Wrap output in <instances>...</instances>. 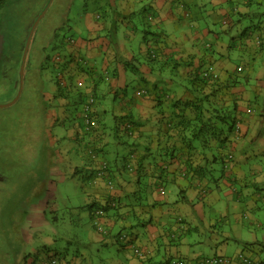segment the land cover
Listing matches in <instances>:
<instances>
[{"label":"crops","instance_id":"0c3cea01","mask_svg":"<svg viewBox=\"0 0 264 264\" xmlns=\"http://www.w3.org/2000/svg\"><path fill=\"white\" fill-rule=\"evenodd\" d=\"M70 1L72 3V0ZM259 1L93 0L96 8L85 9L82 22L75 25V28L64 36L62 41H57L60 49H63V53L61 52L63 55H60V63H58V71L62 73L64 80L60 83L56 81L52 83V91L48 97L54 99L56 110L49 107L51 110L48 115L55 123L60 117L63 119V117L70 116V108L75 109L72 114L80 118V123H77L81 126L80 129L76 126L77 123L75 124V129L78 132L77 141L79 138H85L82 132L87 133L86 129H90L96 124L95 134H98L97 137L100 141L88 144L89 148H99L103 143V137L104 140L109 141L108 127L102 125L103 121L99 122V119H102L103 115L107 113V97L113 99V102L118 100L121 103L120 105L115 103L116 108L113 105L116 111L115 116L132 111L142 117H151L157 122L161 116H169L173 110L180 109L174 107L170 102L164 101L163 112L160 114L159 105L161 103H159L158 97L152 91L147 93V90H139L138 92L137 89H140L141 85L137 86L131 94L126 93L129 92L130 87L128 88V86L135 83V79L127 75L131 69H137L145 79H148L154 75L153 71L156 68H160L162 91L168 84L176 89L174 91L167 90V93L171 92L172 95L176 92L179 94L178 99L186 100L194 96L186 91L184 84L177 82L184 79L186 76L184 72L187 69L200 67V62L204 60V68H207L209 64L215 67L209 72L204 71V75H209L214 71L218 74L220 81L225 83H227V79L233 81L229 91L237 97L236 116L245 120V123L240 122L239 137H234V132L230 136L232 140L228 145V150L234 154V158L224 164L225 171L219 178L194 170L189 165L191 157L183 155V143L178 136L173 135L175 137L167 141V138L159 135L157 126L153 122H146L142 126L143 139L142 137L141 139L133 137L132 142H129L133 146L129 147L123 157L121 151H115L114 159H107L105 155H101L97 158L99 159L97 163L93 164L91 160L89 161L88 154L80 155L82 165L80 167L76 165L77 167L73 171L76 176H71L73 180L78 181L77 185H84L88 189L86 195L88 198L89 195L96 198V203H101V199L108 196V181L111 179L116 184L119 183V187L116 186L115 190L121 195L127 194L135 188V181L138 177L137 166L133 171L125 168L131 153H134L138 160L144 157L141 163L145 168L148 167L150 176L153 178L152 184L158 180L161 182L158 186L149 187L142 207L145 214L141 217H144L145 222L139 226L135 223L133 229L137 232L133 236L134 243L136 242L137 246L142 245L145 255L137 256L131 243H124V245H120L122 255L119 258H110L108 264H157L155 261L158 259L154 254L159 255V259L162 262L166 260L168 264H178L180 260L184 261V264H194L195 258L191 256L184 258L180 252L181 250L186 252L188 249L186 237L192 233L199 234L200 230L205 231L204 228L206 231L200 233L203 237L199 240L200 244L209 240L211 252L215 255L228 250V257L231 260L227 264H243L236 256L241 251L251 255L254 264H264V101L263 104L251 101L250 95H247L248 89L243 84L245 82L251 84L254 77L252 74H255L256 83L252 84V88L256 93L264 96V20L260 19L258 24L252 25L242 33V36H234L232 33L223 35L217 29L219 25L224 27L225 21L228 23L233 21L230 14H236L238 19L248 15V5ZM243 4L244 6H242ZM203 5L210 7L203 8ZM203 9H206L208 16H203L201 23L202 15L199 14ZM136 13L144 15L145 21L142 24L135 21ZM221 22L222 24H220ZM257 34L263 38L260 45L255 39ZM80 62L84 63L86 68ZM187 62L193 64L188 65ZM98 63H100L99 66ZM172 63L176 65L175 71L178 73V78L180 77L178 81L173 76H166L167 73L163 72V69L170 64L172 66ZM101 72L105 74L102 75ZM150 87H153L151 82ZM119 90H122V93L117 92ZM143 92H145L143 95L137 96ZM91 95L96 99L93 109L97 117L95 116V118L93 115L94 124L87 128L82 119L83 107ZM41 96L42 93L40 96L38 95V98ZM74 96L76 97L75 106L70 107V100ZM146 132L149 134V138L145 137ZM92 133L94 134V131ZM175 133L177 132H173V134ZM120 140L119 143L123 144L122 139H117V141ZM109 143L111 142L109 141ZM137 145L140 146L137 147ZM173 146L181 149L177 150L174 155H169V147ZM158 149L161 153L160 157L156 156ZM103 157L109 161L110 170L109 173L107 171L102 176H98L102 169L99 161ZM197 163L199 164V161L194 165ZM55 164L53 165L54 169H50L48 174L41 176L37 180L38 182L35 179L32 180L35 178L33 175L24 177L31 181L29 184L30 196L34 194L33 197H36L31 200L33 203H30V207L27 206L24 209L26 217L23 221V234L31 244L36 240L51 241V238L43 234L47 228L48 230L54 229L51 218L46 217L47 210L45 208L54 206L55 198L50 193V189L56 188V182L64 183L68 180L66 177L68 174H65L67 165L64 168L56 169ZM159 165H162L163 169L158 171L156 168ZM186 167L188 175L185 174ZM61 170L63 171L61 172ZM70 170L72 171V169ZM123 171L129 175L127 176L129 180L126 182H123L125 180L122 176ZM90 174L93 175L91 178ZM159 175L161 178L157 179ZM207 178H211L210 182ZM91 179H95L96 184L90 185ZM159 181L158 183H160ZM88 201L89 199L85 200L82 205L81 214L95 227L93 233L92 231L88 232L90 237L86 235V238H91V242L101 245L109 244L113 239L117 240L113 237L115 228L121 229L123 225L130 227L134 224L133 222L130 225L131 221L128 224L121 223L127 220L123 213L126 207L118 210L110 209L102 216L95 212L99 208H95V217L91 218L93 209L85 207ZM34 208L36 210H32ZM223 212L227 215L232 212L228 223L221 220ZM212 213H216L217 220L211 216ZM111 215L114 217L111 218ZM179 218L186 221L188 226L186 232L178 229ZM207 219H209V223L203 227ZM99 222L104 225V232H99L97 226ZM183 223L185 224V222ZM170 228L176 230L173 237L168 236ZM196 248L200 247L196 246ZM159 249L161 250L158 252ZM38 250L35 249L37 254H41L39 264L47 256L57 255V252L46 254V251L39 252ZM172 253L173 255L170 256L169 254ZM25 258L23 257V259ZM60 260L62 264L82 263L73 260L70 263V260L63 258Z\"/></svg>","mask_w":264,"mask_h":264},{"label":"rangeland","instance_id":"374dc122","mask_svg":"<svg viewBox=\"0 0 264 264\" xmlns=\"http://www.w3.org/2000/svg\"><path fill=\"white\" fill-rule=\"evenodd\" d=\"M92 1L72 0L71 3L69 0H10L0 10V103L11 101L21 89L20 97L14 104L0 107V178L6 177V179H0V264H39L41 254H37L35 249H39V252L46 251V254L57 252L58 258L70 260V263L73 260L74 262H82L76 264H108L110 258H119L122 255L120 245H124V241L119 238L120 234H125L128 237L129 233L131 236L134 233V231L126 229V232L119 234L120 229L117 227L113 231V237L117 240L113 239L111 243L104 245L91 242V238H86V235L90 237L89 231L93 233L95 230L92 222L83 218L81 214L82 205L85 200L89 199L86 195L88 189L84 185H77L78 181L73 180L71 175L76 176L73 174L76 165L79 167L82 165L80 155L83 151H88L84 145L91 134L82 132L85 138L76 140L78 132L75 129V124L79 122L80 118L72 114L75 109L70 108V116L63 117V119L60 117L55 123L48 115L51 110L49 107L56 110L53 103L54 99L48 97L52 91V83L55 81L60 83L64 80L62 73L58 71V63L60 62H58L57 56L63 55V49H60L58 44L64 39V36L75 28V25L82 22L85 9L96 8ZM209 7V5L207 7L203 5V8L208 9ZM247 10L249 14L239 19L236 14H230L229 16L233 18V21L228 23V26H217L218 31L223 35L232 33L234 36H242V33L248 28L258 24L260 19L264 20V0H260L258 3H250ZM199 15H202V23L203 16H208L206 9H203ZM135 21L142 24L145 21L144 15L136 13ZM216 24H219L218 21ZM31 31L32 36L26 52L23 85L20 88L19 68L17 66L22 59V52ZM80 64L86 68L84 63L80 62ZM163 72L167 73L166 76H173L176 81L180 78H178V73L174 68L163 69ZM101 73L102 75L105 74L104 72ZM127 75L134 78L135 83L128 86V88L130 87L129 92L126 93L131 94L139 85H141L139 90L148 89L151 91L149 88H144L145 85L150 87V84H142L144 79L137 69H131ZM154 75L159 77L158 82L162 84L160 68L154 70ZM252 76L254 77L251 84L243 83L248 89L247 95H250L251 101L263 104V94L256 93L255 89L252 88V84L256 83L255 74ZM181 80L177 83L186 84L190 87L189 81L183 78ZM165 87V93L167 90L172 89L174 91L176 89V87H171L168 84ZM121 91L117 92L122 93ZM41 93L42 96L38 98ZM84 96L86 95L84 94ZM137 96L141 95L137 94ZM75 100L76 97H72L70 107L75 106ZM106 101L107 113L101 119L108 127V133H110L108 138L111 144L108 145L106 158L114 159L115 151H121L123 157V154L128 152L129 147L133 146L129 143L132 142V136L120 137L119 139L126 140L123 144L119 143L121 141H117L116 124L118 122L113 105L116 108V104L120 105L121 103L118 100L113 102V99L109 97ZM241 122L245 123V120L241 119ZM223 125L225 128L232 127L230 122ZM76 126L81 129L78 123ZM83 128L85 130L84 126ZM228 134H230L229 130ZM145 137L149 138L147 132ZM210 151L212 150H206V153L208 154ZM213 151L216 150L213 149ZM87 154L90 155L89 152ZM99 154L101 155V153ZM88 159L90 161L93 158ZM104 161L107 163L106 165L109 164V161ZM54 164L56 169L64 168L67 165L65 171L67 173L65 174H68L66 176L68 180L64 183L58 181L56 188L50 189V193L55 198L54 206L52 205L53 208L50 206L45 208L47 210L46 217L51 218L54 229L48 230L47 228L43 234L51 238V241L36 240L31 244L23 234V221L26 217L24 209L27 206L30 207V203H33L31 200L36 197H33L34 194L30 196L29 184L31 181L24 179V177L33 175L35 178L32 180L35 179L38 182L37 180L41 176H45L50 172V169H54ZM222 169V164L219 161L209 167V170H212L210 173L216 178L221 176ZM77 176L79 177V174ZM122 176L127 180L129 175L123 171ZM208 176L210 177V175ZM142 193L145 198L147 193ZM222 214L223 219L221 220L228 223V218L232 212L230 215L224 212ZM211 216L215 220L218 218L216 213H212ZM208 223L209 219L203 224V227L207 226ZM203 230L206 231V228ZM205 231L200 230V233ZM200 233H192L186 237L188 249L186 252L180 249L184 258L191 256L199 259L213 255L209 240L200 244L199 240L203 238ZM196 246L200 248L198 249ZM22 254L23 257H26L25 259H23ZM154 255L155 258H159V255ZM169 255L171 256L173 253ZM219 255L228 257V250Z\"/></svg>","mask_w":264,"mask_h":264},{"label":"trees","instance_id":"16d2710c","mask_svg":"<svg viewBox=\"0 0 264 264\" xmlns=\"http://www.w3.org/2000/svg\"><path fill=\"white\" fill-rule=\"evenodd\" d=\"M9 1L10 0H0V10L4 8ZM226 25L228 26L227 21L224 22V26ZM255 39L258 45L262 43L263 38L261 37V35L257 34ZM227 48H228V41H227ZM204 63L205 61L203 60L202 62H200L201 64L199 65L200 67H193L191 69H187L184 72V75H186L184 76V80L189 81L188 84L190 86L188 87L186 84H184L185 89L186 91L192 93V95L194 96L193 98L190 99L188 98L186 100H182L181 98L178 99L177 96L179 94L176 92L172 93L171 95V92L165 93L164 90L162 91L160 83L158 82L159 77H157L156 75H153L155 78L151 75L152 77L151 78L149 77L148 79H145L142 75V78L144 79L143 84L145 83L150 84V82L153 84L152 88L149 86L146 87V85L144 87L149 88L152 91V93L156 94V97H158V101L159 103H161L159 105L160 114H162L163 112L162 104L164 103V101L170 102L172 105H174V107L177 108L179 107L180 109L173 110V112L170 113L169 116L162 117L160 115L161 117L158 118L157 122H155L154 119H151V117H142L140 115H137L136 113H133L132 111H127L126 114L121 116H115L118 122L116 124V129H117L116 138L119 139L124 135H128L130 137L132 136V138L135 137L137 139L138 138L141 139L142 131H143L142 126H144L146 122L147 123L153 122V124L157 126L159 135L167 138V141H169V139L172 137L178 136L181 143H183V148H184L182 149L183 155L184 156L188 155L189 158L191 157L189 161V165L192 166L194 170L200 172L202 171L206 174L208 173L212 174L210 173L212 172V170H209V167H212L213 164L219 161V163H221L223 167L221 172L222 175L225 171L224 164H226L230 160H233L234 158V154L230 150H228V145L231 143L232 140V138H230L232 132H234V137L238 136V134L240 133L241 119L240 117L236 116L237 107H238L237 97L236 95H234V93L229 91L230 90L229 87H231L233 81H231L230 79L229 80L227 79V83H225L224 81H220L218 74H216L214 71L211 72L209 75L208 74L204 75L203 73L204 71L209 72V70L215 69V67L211 64H209L207 68H204L203 67ZM186 64L192 65L193 63L187 62ZM175 66H176L175 63H172V66L170 64L164 69L174 68L176 70ZM160 73H161V69H160ZM137 90L139 92V89ZM148 91L149 90L147 89V93ZM143 93H140L138 95H143ZM94 100L95 101L92 105V116L94 115V117L95 116L97 117V114H95L93 109L94 105L96 104L95 97ZM231 111H233V113H231ZM100 121L102 120L99 119V122ZM227 122H230L232 124L231 128H225L223 124ZM95 125L88 130L87 132L88 134H91V132L93 131L94 134L92 133L91 136H89L87 143H85L84 145V148L87 147L88 149L87 152L90 153V155L88 154L90 158H93L90 159L91 162H93V164L97 163V161L99 160L97 158L101 157V155L106 156V153L108 152L107 150L108 145L111 144L109 143V141L104 140L105 138L103 137V143L100 142L102 143V145L99 148H95L94 146H93L94 148L91 147L89 148L88 144L96 143L100 141L99 138L97 137L98 134L97 135L95 134V129L97 127V125L96 127ZM102 125L106 126V124H102ZM84 126L86 127L85 121H84ZM228 130L230 134H228ZM173 132H177V133L173 134ZM124 141L126 140L122 139L123 143ZM138 146L140 145H137V147ZM180 149L181 148H176L175 146L169 147L168 150L170 152L169 155L171 154L174 155V153ZM213 149L216 151L214 152ZM206 150H212V151H210L207 154ZM87 152L83 151L82 153L85 155L87 154ZM99 153H101V155H99ZM134 156L135 154L131 153L130 160L129 161L127 160L128 162H126L125 164V168L127 170L133 171L134 167L137 166V171H138V177L135 181V188L129 191L131 195L129 192H127V194L124 195L117 193L115 188L116 186H118L119 183L116 184V182H114L111 179V181H108L109 183L108 184L109 187H107L108 196L105 197L104 199H101L102 200L101 203H96L95 201L96 198H93L91 195H89V201L87 204H85L86 208L88 207L93 209L91 212V218L95 217L94 213L97 211V210L95 211V208H99V210L102 211V213L99 214V216H102L105 212L110 211V209L112 210L114 208L115 210H118L119 208L126 207V210L123 213L125 215V219L127 220L122 221L121 223L128 224L131 221L132 223L130 225H132L133 222L134 224L130 227H127V225H123L119 231V234L123 230H126V228H132L127 230L134 231L133 229L135 228V223L138 226L144 224L145 222L144 217L141 216H144L145 214V211L142 207L144 206V200L147 197L146 193L148 192L149 187H153V185L158 186L159 184H161L159 180L158 181L160 183H158V181H155L152 184L153 178L150 176L148 167L145 168L144 164L141 163L142 160H144V157L138 160L137 157ZM156 156L157 157L161 156L159 149H158V155ZM104 160L107 159H105L104 157L102 158V160L100 159L99 165L101 166V168L105 166V172L108 171L109 173L110 165L109 164L106 165L107 163ZM197 160L199 161V164L197 163L196 165H194L196 162H198ZM186 168H185V174L188 175L189 173L188 168L187 169ZM156 169L159 171V169H163V166L159 165L158 168ZM160 173H162V170H160ZM89 176L91 178L93 175L90 174ZM158 178H161V176L160 175L157 176V179ZM211 178L213 179V177ZM210 179H208V182H210ZM127 180H129V178H127ZM127 180L125 179L124 182H126ZM89 184L90 185L96 184V180L91 179L89 181ZM142 192H145L146 194L145 198ZM106 216L108 217L107 214ZM110 217L112 218L114 216L111 215ZM101 218L98 219L100 220ZM183 222H185V224ZM178 224H179V228H178L179 230H181L182 232L187 231L188 226L183 218H179ZM175 232L176 230L173 229L171 230L170 228V230L168 231V236H172ZM134 234H137V232L134 231L132 236L129 233L124 243L125 244L131 243L132 247L135 246L136 248H138L140 250V254H138L137 256L141 257L142 255H145V250H142V245L137 246L135 244L136 242L134 243V238H133ZM160 250L161 249H159L158 252ZM155 262L157 264H168L166 260L162 262V260H159V258ZM250 264H254V261H252Z\"/></svg>","mask_w":264,"mask_h":264},{"label":"built area","instance_id":"2783aa9c","mask_svg":"<svg viewBox=\"0 0 264 264\" xmlns=\"http://www.w3.org/2000/svg\"><path fill=\"white\" fill-rule=\"evenodd\" d=\"M94 101H95L94 96L91 95L88 97L87 101H85L84 103L83 118H84L85 125L87 128H90L94 124V119L92 116V105ZM104 172H105V166L102 167V169L99 171L98 176H102ZM96 213L99 215L102 213V211L97 210ZM97 226L100 232H104L105 227L103 224L99 222L97 223ZM126 237L127 236L125 234H121L122 239H125ZM135 251L138 254H140V250L138 248H136ZM239 257L245 264H250L252 262V259L243 253H239ZM230 260L231 259L229 257H224L221 255L213 254V255H209V256L202 257V258L195 260L194 264H227L230 262ZM184 263H185L184 261H181V260L178 261V264H184ZM40 264H62V262L60 258L57 257V255H51V256H47V258L41 261Z\"/></svg>","mask_w":264,"mask_h":264},{"label":"water","instance_id":"95a60500","mask_svg":"<svg viewBox=\"0 0 264 264\" xmlns=\"http://www.w3.org/2000/svg\"><path fill=\"white\" fill-rule=\"evenodd\" d=\"M30 38H31V35H30V37H29V39L27 41L26 49L23 52L24 53L23 54V65L21 67V73H23V70H24V62H25V59H26V54H27L26 52L28 51V47H29V43H30ZM22 83H23V78L21 77V87H22ZM20 93H21V89H20L19 93L16 95V97L12 101H9V102L4 103V104H0V107L10 106V105L14 104L18 100V98L20 96Z\"/></svg>","mask_w":264,"mask_h":264},{"label":"flooded vegetation","instance_id":"af4514ba","mask_svg":"<svg viewBox=\"0 0 264 264\" xmlns=\"http://www.w3.org/2000/svg\"><path fill=\"white\" fill-rule=\"evenodd\" d=\"M32 31H33V30H32ZM32 31L30 32V35H31V36H32ZM30 35H29V37H30ZM29 37H28V39H29ZM28 39H27V41H28ZM30 39H31V38H30ZM26 44H27V42L25 43L24 50L26 49ZM28 48H29V47H28ZM24 50H23V52H24ZM23 52H22V53H23ZM23 54H24V53H23ZM26 55H27V54H26ZM25 60H26V59H25ZM22 65H23V56H22V59H21V61L19 62L18 66H17V67L19 68V75H18V76H19V78H20V88H22V87H21V77L23 78V77H24V74H25V62H24V70H23V73H21V67H22ZM18 68H17V69H18ZM16 84H17V82L15 83V87H16ZM22 85H23V83H22ZM17 94H18V93H17ZM20 94H21V93H20ZM15 97H16V96H15ZM15 97H14V98H15ZM19 97H20V96H19ZM14 98H13V99H14ZM13 99H12V100H13ZM18 99H19V98H18ZM12 100H11V101H12ZM6 103H7V102H6ZM0 104H4V103H0ZM4 178L6 179V177H4V176L1 177L0 179H4Z\"/></svg>","mask_w":264,"mask_h":264},{"label":"clouds","instance_id":"9594fccd","mask_svg":"<svg viewBox=\"0 0 264 264\" xmlns=\"http://www.w3.org/2000/svg\"><path fill=\"white\" fill-rule=\"evenodd\" d=\"M57 60H58V62H60V55L57 56ZM99 232H100V231H99ZM123 232H126V231H122V233H123ZM119 238H120L121 240H123V241H125V240L127 239V237H126L125 239H122V238H121V234H120ZM133 248H134V252H135V254L138 255V253L135 251L136 247L133 246ZM239 253H243V254L249 256V257L252 259V261H254L253 258H252V256L249 255L248 253H246V252H242V251L239 252ZM239 253H237L236 256L240 259V257H239ZM229 258H230V257H229ZM230 259H231V258H230ZM240 261H241L243 264H245L241 259H240Z\"/></svg>","mask_w":264,"mask_h":264}]
</instances>
